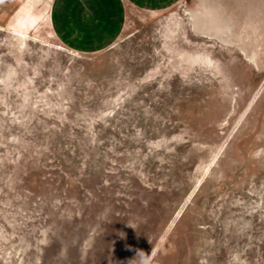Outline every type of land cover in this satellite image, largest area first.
I'll use <instances>...</instances> for the list:
<instances>
[{
    "label": "rangeland",
    "instance_id": "374dc122",
    "mask_svg": "<svg viewBox=\"0 0 264 264\" xmlns=\"http://www.w3.org/2000/svg\"><path fill=\"white\" fill-rule=\"evenodd\" d=\"M15 1L0 264H264V0H144L97 53L14 28Z\"/></svg>",
    "mask_w": 264,
    "mask_h": 264
},
{
    "label": "crops",
    "instance_id": "0c3cea01",
    "mask_svg": "<svg viewBox=\"0 0 264 264\" xmlns=\"http://www.w3.org/2000/svg\"><path fill=\"white\" fill-rule=\"evenodd\" d=\"M14 3L16 7L10 13L14 17V28L32 32L34 25L45 22L44 26L54 33L56 41L66 48L80 53H97L109 49L124 34L127 6L138 8L150 2L25 0Z\"/></svg>",
    "mask_w": 264,
    "mask_h": 264
},
{
    "label": "bare ground",
    "instance_id": "6f19581e",
    "mask_svg": "<svg viewBox=\"0 0 264 264\" xmlns=\"http://www.w3.org/2000/svg\"><path fill=\"white\" fill-rule=\"evenodd\" d=\"M20 34H21L22 36H25V34H24L23 32H21ZM25 38H26V37H25ZM25 38H24V39H25Z\"/></svg>",
    "mask_w": 264,
    "mask_h": 264
}]
</instances>
